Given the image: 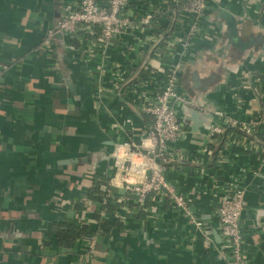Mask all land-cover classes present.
Listing matches in <instances>:
<instances>
[{
  "label": "crops",
  "instance_id": "obj_1",
  "mask_svg": "<svg viewBox=\"0 0 264 264\" xmlns=\"http://www.w3.org/2000/svg\"><path fill=\"white\" fill-rule=\"evenodd\" d=\"M65 1L0 0V67H5L0 79V264H223L217 257L220 238L214 237H219L214 204L220 194L212 187L228 182L245 188L241 233L249 264H264V154L243 151L255 142L264 148V0H211L202 34L189 53L175 45L190 22L172 0H153L163 8V40L171 38L176 48L171 54L160 51V63L164 69L178 65L188 100L207 105L193 103V109L213 115L210 128L218 123L217 113L255 124L256 140L230 128L223 137L209 138L203 119L198 133L182 123L184 135L176 146L186 162L172 163L166 179L191 199V215L200 227L168 194L148 199L142 210L133 197L125 202L121 191L110 187L112 176L122 173L120 164L114 167L115 146L148 143L151 121L136 106L127 107L133 94L96 101L88 72L65 65L59 36L52 57L35 51ZM219 9L235 17L243 41L258 38L259 44L245 52L229 46L215 16ZM122 51L109 53L110 61H121ZM158 52L157 44L146 49L134 83L152 76L151 70L141 71L147 63L159 67ZM99 65L88 64V71ZM222 142L226 147L212 153ZM96 183L105 199L121 203L115 210L120 217L102 220L101 207L89 196ZM208 188L209 193L202 192ZM98 222L113 226L103 233ZM56 223L85 225L94 234L60 247Z\"/></svg>",
  "mask_w": 264,
  "mask_h": 264
},
{
  "label": "built area",
  "instance_id": "obj_2",
  "mask_svg": "<svg viewBox=\"0 0 264 264\" xmlns=\"http://www.w3.org/2000/svg\"><path fill=\"white\" fill-rule=\"evenodd\" d=\"M211 2V0L171 1V4L179 7L182 17L190 22L187 32L175 45L181 52L189 53L192 42L202 34L205 13ZM58 36L63 47L65 65L67 66V62L73 63L81 72L89 73H86V77L96 85L91 91L96 101L100 103L102 98L109 95L126 97L133 94L126 105L133 110L136 106L139 114L150 118V127L145 135L148 143L115 146L112 153L114 167L118 169L120 164L122 173L118 177L114 176L116 173L112 176L110 187L119 189L125 196L122 199L125 202L129 201L128 197H133L142 210L145 209L144 204L148 199L156 201L163 195L167 197L168 194L174 206L180 209L195 227H200L201 223L191 215V199L178 194L166 179L170 165L185 160L176 146L184 135L178 113L184 109H193L194 104L181 89L178 65L171 64L168 69H164L160 63V51L162 54L163 50L171 54L176 50L171 38L163 40L161 5L153 0H67L62 14L56 19L53 27L45 31L35 51L52 57L57 53ZM75 42L79 43L78 47L73 44ZM156 44L159 52L154 53L156 58L154 61H158L159 67L156 68L152 62L147 63L141 71L151 70L152 76L150 78L148 76L145 81L134 83L139 79V66L143 54L147 48ZM116 48H123L122 60L111 62L109 53ZM95 61L100 65L88 71V64ZM3 70L5 67L1 66L0 79ZM129 75L133 76L132 80H128ZM62 81L66 82L65 77ZM217 117L218 123L210 128L209 138L215 135L225 136L228 128L234 129L244 139L252 138L256 134L252 129L255 125L253 123H237L219 113ZM224 147L225 143L222 142L219 150ZM243 151L253 154H259L261 151L264 154V148L260 149L256 142L251 148L245 146ZM260 163L261 167H264V159H261ZM259 169L253 173L254 176L258 174ZM212 188L217 189L220 194L214 204V216L217 219L220 238L218 261L223 264H249L248 250L241 233L245 188L232 182L215 185ZM210 191L208 188L202 192ZM101 211L104 221L120 217V211L113 213Z\"/></svg>",
  "mask_w": 264,
  "mask_h": 264
},
{
  "label": "water",
  "instance_id": "obj_3",
  "mask_svg": "<svg viewBox=\"0 0 264 264\" xmlns=\"http://www.w3.org/2000/svg\"><path fill=\"white\" fill-rule=\"evenodd\" d=\"M215 16H217L216 18L222 22L225 28V32L223 31V35L225 37L223 38L229 46L235 48L240 52H245L255 47V45L259 44L258 38L251 39L250 41H243L240 38L237 21L235 20V17L226 9H219ZM223 38L221 36L220 39L223 40ZM195 85L196 83L194 84V86ZM192 103L198 105L199 107L206 108L207 106L205 102H200L199 100L195 99ZM202 119L204 120V127L206 129H209L214 119L212 114L195 109H184V111L181 110V122H186L187 126L190 128V131L193 133H198L199 127L201 125L200 121ZM208 234L209 231H206V235ZM214 237L216 238V240L219 239L216 233H214Z\"/></svg>",
  "mask_w": 264,
  "mask_h": 264
},
{
  "label": "trees",
  "instance_id": "obj_4",
  "mask_svg": "<svg viewBox=\"0 0 264 264\" xmlns=\"http://www.w3.org/2000/svg\"><path fill=\"white\" fill-rule=\"evenodd\" d=\"M229 130H233L230 128ZM220 149L219 145L214 146L211 150L212 153L217 154ZM104 192H102L101 187L98 186V183L93 185V188L90 191V199L101 207V210L107 213L115 212L116 208L121 206L120 202H117L110 199H105ZM99 227L102 229L103 233H108L112 228L110 222H98ZM54 235L57 241V245L60 247H69L72 243L79 240L82 237H91L94 233L87 226H76L72 223H56L54 226Z\"/></svg>",
  "mask_w": 264,
  "mask_h": 264
},
{
  "label": "flooded vegetation",
  "instance_id": "obj_5",
  "mask_svg": "<svg viewBox=\"0 0 264 264\" xmlns=\"http://www.w3.org/2000/svg\"><path fill=\"white\" fill-rule=\"evenodd\" d=\"M224 27V26H223ZM223 31L225 32V28L223 29Z\"/></svg>",
  "mask_w": 264,
  "mask_h": 264
},
{
  "label": "rangeland",
  "instance_id": "obj_6",
  "mask_svg": "<svg viewBox=\"0 0 264 264\" xmlns=\"http://www.w3.org/2000/svg\"><path fill=\"white\" fill-rule=\"evenodd\" d=\"M127 107H128V106H127ZM128 108L132 110V108H130V107H128Z\"/></svg>",
  "mask_w": 264,
  "mask_h": 264
}]
</instances>
